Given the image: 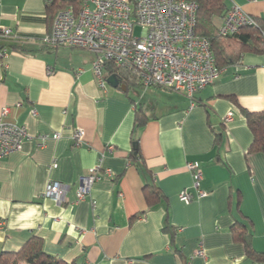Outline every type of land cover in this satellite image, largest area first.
Returning <instances> with one entry per match:
<instances>
[{
	"label": "crops",
	"instance_id": "obj_1",
	"mask_svg": "<svg viewBox=\"0 0 264 264\" xmlns=\"http://www.w3.org/2000/svg\"><path fill=\"white\" fill-rule=\"evenodd\" d=\"M226 2L264 19V0ZM61 5L81 6L80 0H0V27L14 32L0 41L6 53L0 113L8 108L4 120L30 135L20 151L0 160V251H18L37 236L47 253L68 262L264 264L232 233L240 222L264 252V153H248L253 134L240 111H264V53H244L193 98L158 86L125 94L98 84L94 54L42 45ZM137 105L148 117L139 129ZM136 140L141 168L130 157ZM188 162L199 163L206 192L190 202L181 197L185 190L196 194ZM96 165L112 176L76 202L80 177ZM53 181L70 186L67 202L45 196ZM150 185L161 193L154 206L146 201ZM166 222L176 229L174 244ZM201 246L205 258L196 255Z\"/></svg>",
	"mask_w": 264,
	"mask_h": 264
},
{
	"label": "built area",
	"instance_id": "obj_2",
	"mask_svg": "<svg viewBox=\"0 0 264 264\" xmlns=\"http://www.w3.org/2000/svg\"><path fill=\"white\" fill-rule=\"evenodd\" d=\"M197 10V4L187 0H82L79 9L68 7L56 13L52 28L41 43L47 48H78L94 54L92 70L103 88L107 86L105 64L111 62L134 72L137 83L143 87L158 86L193 98L224 71L216 64L209 40L197 33ZM255 24L254 16L234 4L219 32L223 36L233 35L241 27ZM136 26L142 29L140 35L135 34ZM13 35L12 29L0 27V41ZM5 54V50L0 51L1 58ZM48 71L51 73L53 69ZM8 112L4 108L0 113V160L20 151L24 141L30 138L25 126L4 120ZM232 117L229 113L227 121ZM83 134L81 128L76 130L77 145L82 142ZM59 137L60 133L53 135ZM187 168L192 172L196 194L185 190L181 197L190 202L206 192L201 188L203 172L199 163L188 162ZM103 176L112 173L99 165L81 176L76 202L84 200L92 185ZM69 190V185L53 181L45 196L65 203ZM3 224L0 221V226ZM196 255L206 257L202 246Z\"/></svg>",
	"mask_w": 264,
	"mask_h": 264
},
{
	"label": "trees",
	"instance_id": "obj_3",
	"mask_svg": "<svg viewBox=\"0 0 264 264\" xmlns=\"http://www.w3.org/2000/svg\"><path fill=\"white\" fill-rule=\"evenodd\" d=\"M78 1V0H75ZM197 4V33L207 38L211 44L215 56L216 64L220 69H226L232 65L242 62V57L246 52L264 53V19L254 17L256 24L243 26L233 35L223 36L219 32L217 19H224L230 7L226 0H187ZM82 0H80V5ZM63 6V5H61ZM63 6V8H68ZM49 8L53 9L54 4ZM4 45L0 43V51L4 50ZM21 46L11 45L10 49H20ZM22 51H25L21 48ZM31 52V51H27ZM33 52V51H32ZM104 77L106 82L114 84L115 87L123 89L125 94L134 86L143 87L137 83L136 74L132 71L122 69L106 62ZM144 88V87H143ZM239 105V104H238ZM240 107V106H239ZM240 111L246 118L247 124L252 131L253 141L248 153H264V111H250L240 107ZM148 121L142 107L135 108V129L143 128ZM131 159L139 168L143 167V161L138 141H134L133 150L130 153ZM161 193L156 186H147L146 201L150 206H154L160 199ZM165 232L172 236V244L175 240L176 229L168 222L164 227ZM234 240L242 242L245 246L246 254L255 261H264V252H258L252 244V235L247 232L245 226L240 222L232 226ZM0 264H86L81 259L71 262L65 261L44 250L42 238L33 236L26 241L18 251H0Z\"/></svg>",
	"mask_w": 264,
	"mask_h": 264
},
{
	"label": "rangeland",
	"instance_id": "obj_4",
	"mask_svg": "<svg viewBox=\"0 0 264 264\" xmlns=\"http://www.w3.org/2000/svg\"><path fill=\"white\" fill-rule=\"evenodd\" d=\"M142 33V29L139 26L135 27V34L140 35Z\"/></svg>",
	"mask_w": 264,
	"mask_h": 264
},
{
	"label": "water",
	"instance_id": "obj_5",
	"mask_svg": "<svg viewBox=\"0 0 264 264\" xmlns=\"http://www.w3.org/2000/svg\"><path fill=\"white\" fill-rule=\"evenodd\" d=\"M113 86H115V85L113 84Z\"/></svg>",
	"mask_w": 264,
	"mask_h": 264
}]
</instances>
